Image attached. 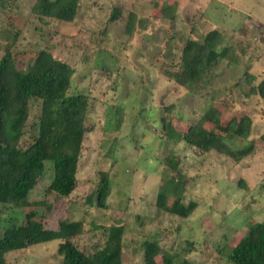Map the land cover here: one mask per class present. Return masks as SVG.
I'll return each mask as SVG.
<instances>
[{
	"label": "rangeland",
	"instance_id": "374dc122",
	"mask_svg": "<svg viewBox=\"0 0 264 264\" xmlns=\"http://www.w3.org/2000/svg\"><path fill=\"white\" fill-rule=\"evenodd\" d=\"M34 1L18 0L15 14L0 9V58L12 41L9 24L20 31L17 49L33 52L51 46L55 57L74 68L71 92L88 97V132L74 191L68 197L46 193L51 180L46 167L26 199L0 205V225L12 216L20 218L25 202H42L45 207L35 211L43 214L46 228L62 229L61 221L82 222V233L70 239L84 252L101 246L103 229L121 225L122 264H142L139 243L145 238H155L179 264H228L227 249L253 222L264 220V146L256 144L239 160L233 154L264 132V98L251 90L264 81V0H78L72 22L48 24L31 15ZM114 9L119 18L108 23ZM130 15L133 30L127 36ZM212 29L224 34L231 58H221L201 89L188 92L174 79L183 41L199 40ZM29 64V57L18 58L20 71ZM208 107L219 111L224 122L249 118L250 137L225 141L227 152L201 153L164 136L170 124H193ZM35 113L32 106L24 131L31 128ZM100 170L110 181L103 208L94 200ZM177 180L185 181L183 201L197 204L187 218L156 206L165 189L167 204L172 202ZM58 242L9 252L6 263L60 264Z\"/></svg>",
	"mask_w": 264,
	"mask_h": 264
},
{
	"label": "trees",
	"instance_id": "16d2710c",
	"mask_svg": "<svg viewBox=\"0 0 264 264\" xmlns=\"http://www.w3.org/2000/svg\"><path fill=\"white\" fill-rule=\"evenodd\" d=\"M17 1L0 0V9L10 8L11 14H15L13 9ZM78 8V0H35L30 12L39 22L48 24L52 21L72 22ZM119 15L114 9L108 23L118 20ZM133 21L134 17L130 15L124 29L127 36L132 34ZM8 26L13 34L12 41L0 58V205H14V201L26 199L46 167L51 172L46 193L68 197L76 187L83 140L88 132V97L71 92L74 68L55 57L51 46L33 52L17 49L20 31L12 24ZM223 40L224 34L216 29L208 31L199 40L184 39L181 63L174 72L175 82L188 92L201 89L217 62L221 58H231L232 47L229 43L223 46ZM102 47L105 51V45ZM22 56L29 57L30 64L20 71L17 62ZM116 58L119 56L116 55ZM251 90L264 98V81ZM32 106L36 110L35 119L31 128L24 131ZM115 110L118 125L121 117L117 116L119 109ZM32 128L34 132H31ZM251 129L249 118L235 116L224 122L220 120L219 111L208 107L193 124L186 127L170 124L164 136L167 139L174 136L201 153L211 150L227 152L229 147L225 141L247 140ZM256 144L264 146V132L256 143L251 140L246 147L234 150L235 159L250 155ZM95 189V205L103 208L110 190L105 171H98ZM184 189V180L175 181L172 202L167 204L165 189L157 195V208L180 218L189 217L197 204L183 201ZM92 201L93 197H90L88 202ZM23 206L26 209L21 212L20 218L12 216L0 225V264H7L5 255L9 252L52 240L59 241L57 253L61 256L60 264H122L124 226L112 225L103 229L105 237L101 246L87 253L70 239L82 233L81 221H61L64 228L48 229L44 226L43 214L35 211L44 203L25 202ZM139 247L142 264H179L177 256L163 252L155 238L143 239ZM158 256H161V261L156 260ZM224 257L228 264H264V220L253 222L246 233L227 249ZM186 263L183 261L181 264Z\"/></svg>",
	"mask_w": 264,
	"mask_h": 264
}]
</instances>
